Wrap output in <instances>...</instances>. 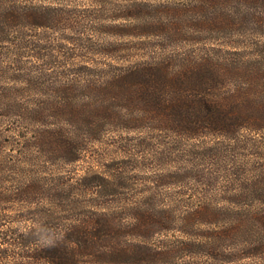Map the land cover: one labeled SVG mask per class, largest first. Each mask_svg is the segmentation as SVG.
Wrapping results in <instances>:
<instances>
[{
  "label": "trees",
  "instance_id": "1",
  "mask_svg": "<svg viewBox=\"0 0 264 264\" xmlns=\"http://www.w3.org/2000/svg\"><path fill=\"white\" fill-rule=\"evenodd\" d=\"M34 1L0 0V53L16 56L0 61V264H264V156L214 167L219 144L181 145L264 131V0L139 1L115 27L147 54L74 71L48 67L44 35L20 36L57 22L56 8ZM186 36L204 46L169 51ZM27 47L46 62L25 66ZM108 126L172 134L173 153L202 163L141 187L121 172L59 168ZM191 180L203 185L191 198L163 193Z\"/></svg>",
  "mask_w": 264,
  "mask_h": 264
},
{
  "label": "rangeland",
  "instance_id": "2",
  "mask_svg": "<svg viewBox=\"0 0 264 264\" xmlns=\"http://www.w3.org/2000/svg\"><path fill=\"white\" fill-rule=\"evenodd\" d=\"M139 1L145 0H35L34 4L56 8L55 18H57V22L52 27L39 30L23 28L24 35L19 34L24 41L40 34L46 37L48 44H52L54 48L49 49V51L51 50V55L54 57L53 60H56V64L48 66L54 70L74 71L85 64L108 63L113 57H123L128 61H136L148 52L147 48H143V40L124 35L115 26L130 23V21L119 18L118 15ZM146 1L154 5L182 6L190 0ZM16 35L14 34V37ZM175 43L176 49L171 47L169 51L183 53L182 55L204 46L192 43L188 36L178 39V42ZM19 52V59L25 62V66L28 68H35L46 62L43 59H46L47 56L39 58L38 52L33 51L30 47L21 49ZM14 57L16 56L0 53V61L4 64L9 63ZM108 128L98 140L89 143L83 160L73 166L59 163V168L71 174L74 172L82 174L89 168L104 173L106 171L110 174L121 172L134 177L135 187H141L153 185L149 179L156 173H169L177 168L180 170L183 167L189 168L192 164L202 163V159L192 156L189 151L175 150L176 152L173 153L174 149L171 145L177 139L172 134H161L156 131L128 132L118 126L114 128L108 126ZM233 137L230 140L223 138H206L196 141L181 140V145L183 149L202 151L203 147L201 148L200 145L219 144L218 147L222 152L212 159L211 165L214 167L223 164L228 165L229 161L227 160L234 158L240 159L241 162L250 161L249 167H252L251 164L259 165L262 163L264 131L254 133L242 130ZM168 150L172 151V154L162 153L168 152ZM163 154L165 155L163 163L155 162L154 157H160ZM230 166L229 164L227 167ZM202 187L201 181L191 180L186 183H177L171 188H165L163 193H166L167 198H169L168 194H171L174 201L178 197L180 198V196H176L177 193L184 192L185 198H191V195L198 194L197 192ZM174 194L175 197H173Z\"/></svg>",
  "mask_w": 264,
  "mask_h": 264
}]
</instances>
